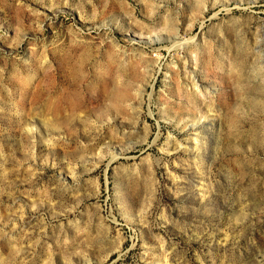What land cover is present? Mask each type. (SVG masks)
<instances>
[{
  "label": "rangeland",
  "instance_id": "374dc122",
  "mask_svg": "<svg viewBox=\"0 0 264 264\" xmlns=\"http://www.w3.org/2000/svg\"><path fill=\"white\" fill-rule=\"evenodd\" d=\"M0 264H264V0H0Z\"/></svg>",
  "mask_w": 264,
  "mask_h": 264
},
{
  "label": "bare ground",
  "instance_id": "6f19581e",
  "mask_svg": "<svg viewBox=\"0 0 264 264\" xmlns=\"http://www.w3.org/2000/svg\"><path fill=\"white\" fill-rule=\"evenodd\" d=\"M177 43V42H176ZM181 44V43H179ZM179 47V46H177ZM186 64V63H185ZM186 66V65H185ZM186 75L188 77H186L187 79L189 78L193 88H194V91L197 93V94H201L202 93V87H203V84L200 83V79L197 78L196 74L195 73H191L190 71L186 73Z\"/></svg>",
  "mask_w": 264,
  "mask_h": 264
}]
</instances>
